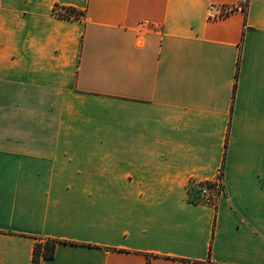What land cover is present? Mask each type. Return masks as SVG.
Here are the masks:
<instances>
[{"label":"crops","instance_id":"obj_1","mask_svg":"<svg viewBox=\"0 0 264 264\" xmlns=\"http://www.w3.org/2000/svg\"><path fill=\"white\" fill-rule=\"evenodd\" d=\"M46 238L41 264H264V0H0V264Z\"/></svg>","mask_w":264,"mask_h":264},{"label":"trees","instance_id":"obj_2","mask_svg":"<svg viewBox=\"0 0 264 264\" xmlns=\"http://www.w3.org/2000/svg\"><path fill=\"white\" fill-rule=\"evenodd\" d=\"M83 12L75 7L63 6L62 11L59 15L62 17H80ZM216 183L213 181H191L188 185L189 200L192 202H207L212 200V195L203 199L199 192L203 191L204 188L213 190L214 198L216 197L219 190H222V184L220 183L216 189ZM58 242H67L53 238H46L42 241H37L33 251V264H41L44 259L51 258L54 256L55 248Z\"/></svg>","mask_w":264,"mask_h":264},{"label":"built area","instance_id":"obj_3","mask_svg":"<svg viewBox=\"0 0 264 264\" xmlns=\"http://www.w3.org/2000/svg\"><path fill=\"white\" fill-rule=\"evenodd\" d=\"M232 11H233V8L230 6H222V7H220V10H218V12H214L213 8H210V17H212V18L221 17V16L229 14ZM207 190H208V188H204L203 191L205 192Z\"/></svg>","mask_w":264,"mask_h":264},{"label":"rangeland","instance_id":"obj_4","mask_svg":"<svg viewBox=\"0 0 264 264\" xmlns=\"http://www.w3.org/2000/svg\"><path fill=\"white\" fill-rule=\"evenodd\" d=\"M201 194V196L203 197V199L207 198L208 196L212 195V192L210 191V189H208L207 191H201L199 192Z\"/></svg>","mask_w":264,"mask_h":264}]
</instances>
